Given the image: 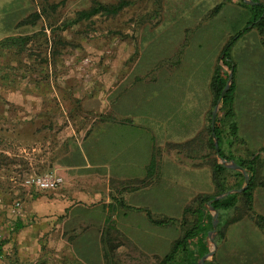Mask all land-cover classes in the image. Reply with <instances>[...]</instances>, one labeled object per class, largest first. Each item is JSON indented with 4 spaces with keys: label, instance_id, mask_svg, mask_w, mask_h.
I'll list each match as a JSON object with an SVG mask.
<instances>
[{
    "label": "rangeland",
    "instance_id": "1",
    "mask_svg": "<svg viewBox=\"0 0 264 264\" xmlns=\"http://www.w3.org/2000/svg\"><path fill=\"white\" fill-rule=\"evenodd\" d=\"M41 1L0 0V39L29 36L17 55L0 51V241L5 239L0 264H105L101 235L114 245L109 264H157L179 235L178 223L156 226L144 210L118 206L119 200L136 206L139 202L129 194L137 197L138 186L148 182L154 187L155 180H120L99 168L82 169L79 155L84 153L91 162L114 151L109 126L115 123L137 124L149 134L153 130L157 155H182L165 145L179 143L172 141L181 137L186 125L196 133L207 124V112L214 106L209 74L220 63V47L244 25V9L232 0L234 8L216 18L207 14L206 19H179L173 10L181 0H126L113 15L73 22L76 12L93 2L119 0H46L57 3L50 17L20 24L39 11ZM246 153L242 146L235 150L241 156ZM201 154L215 157L207 148ZM62 157L74 166L69 175H61L64 182L69 176L79 177L71 180L69 189H89L99 200L83 204L79 212L47 215L41 210L58 190L37 191L23 181L54 170L55 159ZM194 159L197 166L209 169L204 159ZM258 174L264 177V161ZM257 190L252 211L264 216V187ZM212 192L213 186L208 193ZM106 197L116 203L115 210H100ZM138 207L156 219L178 221L181 215L152 205ZM123 210L134 214L121 218ZM96 218L103 223L95 226L91 220ZM242 218L244 228L250 219L253 233L245 232L239 240L241 264L249 262L251 252L256 253L251 263L264 264V235L253 214ZM15 220L22 223L17 231L12 230Z\"/></svg>",
    "mask_w": 264,
    "mask_h": 264
},
{
    "label": "crops",
    "instance_id": "2",
    "mask_svg": "<svg viewBox=\"0 0 264 264\" xmlns=\"http://www.w3.org/2000/svg\"><path fill=\"white\" fill-rule=\"evenodd\" d=\"M181 1V5L175 9L177 11L173 10L174 14L176 12L180 14L179 19H206L213 6L221 0H193V3L190 4L188 2L185 3L184 0ZM172 3L175 4V1ZM232 8H234L233 1L226 0L213 17L216 18V16L222 13L226 14ZM230 17L228 16L227 18ZM245 17H247L246 14ZM230 58L234 65L232 76L234 84L232 108L237 126V134L248 148V151L258 150L260 147H264V50L259 46L253 30H248L233 43L230 48ZM131 124L115 123L113 127L110 125L109 135L111 137L112 134L111 138L116 144L115 150H108V154L104 153L98 161L94 159L91 162L88 161L84 153H81L79 160L82 162V169L99 168L100 170H104V172L106 171L111 177L120 180H155L154 187L149 186L148 182L141 184L143 186H138V191H136L137 197H135L136 193L129 194V198L136 199L139 202L134 207H149V205H152L155 206V209L160 208L162 211L180 212L185 203L195 195L206 194L211 190L212 183L209 169L197 166L198 160L189 158L183 154H176V151L168 155L160 152L157 155L156 147L159 143L156 144L151 140V133L154 134V131H150L149 134L140 125L136 124L132 126ZM183 128L179 132L181 133V137L172 142L188 140L196 131L194 127L188 125ZM152 157L155 160L154 165L151 164ZM64 161L63 157L61 159L56 158L53 164V171L59 175H69L70 171L68 170H73L74 166L72 163V165L65 164ZM74 178L76 176L73 175L66 179L64 178L65 182L63 180V185L61 184L55 189L50 190L58 191L51 198H47V208L42 209V212L47 215L74 212V210L79 212L80 206H84L83 204L88 205V202L99 200L97 197L99 195L90 192L89 189L85 191L84 189H69V184ZM170 189L172 190L171 192L169 191ZM164 191L169 193L166 199L163 197ZM258 194V190L253 192L252 206ZM152 196H154V199ZM74 200H77L79 203H74ZM104 204L100 205L101 211L110 210V207L113 210L117 208L116 203L107 200V197ZM128 211H121V218L125 219L126 217L133 216L134 211ZM106 220H109V218ZM91 221L97 222L95 226H99L104 220L96 218ZM244 224L245 221L242 218L228 222L222 227L221 239L215 243L213 248V256L217 264H241L242 254L239 253V240L245 232L253 233L250 219L248 220L247 227L244 228ZM255 254L253 252L250 253L248 257L249 262L253 260ZM249 262L247 264H253Z\"/></svg>",
    "mask_w": 264,
    "mask_h": 264
},
{
    "label": "trees",
    "instance_id": "3",
    "mask_svg": "<svg viewBox=\"0 0 264 264\" xmlns=\"http://www.w3.org/2000/svg\"><path fill=\"white\" fill-rule=\"evenodd\" d=\"M62 1L64 0H59V2ZM153 1L158 2L159 0ZM225 1L221 0L214 5L209 15H214L223 6ZM250 1L254 3L247 4L243 0H238V4L244 9L247 15L245 23L240 29L229 35L218 55L220 63L215 64L212 69L208 82V91L211 96L212 106L216 104L220 91L226 82L227 70H231L233 76L234 65L230 58V48L233 43L248 30H253L258 36L261 46L264 48V2L261 0ZM126 4V0H119L112 4L93 2L88 8L77 11L73 22L86 20L97 14L113 15ZM56 7L57 3H48L46 0H42L39 11L29 15V18L32 16V19L25 18L20 21V24L32 23L40 16L48 18L55 12ZM28 39L29 36L27 35L3 37L0 39V51L4 50L10 56H15L24 49ZM222 66L226 68V71L222 70ZM233 89L234 84L231 81L218 102L219 105L212 131L209 126V111L206 115L207 124L202 126L190 139L179 143H167L165 145L189 158L204 159L210 171V180L213 186L212 193L197 194L190 199L182 208L178 221L173 217L167 216L156 219L152 217L147 209L129 206L121 200L118 201L119 206L123 208L144 210L147 220L156 226L178 223L179 235L171 241L168 250L159 258L157 264H198V261L207 254L206 243L213 224L211 213H215L217 219L216 232L213 237L215 243L221 239V230L225 224L238 220L245 214L249 216L253 214L254 224L264 235V216L254 214L252 211L253 192L256 188L264 187V177L258 174L260 165L264 161V147H260L257 153L248 151V148L238 136L232 108ZM212 134L217 143L219 156L241 167L248 177V181L242 190L226 194L217 200H212V198L223 191L240 188L243 185V176L239 171L219 163L214 156H208L205 159V155L201 154L203 148H207L212 155H215ZM235 146H242L247 151L246 155L240 156L235 154ZM151 164L154 165V159H152ZM230 177L233 179L231 182L228 181ZM207 202H209L210 211L206 207ZM21 227L22 223L20 220H15L12 230L17 231ZM109 240L107 235H101L100 237L102 257L105 264H109L114 246L110 244ZM4 242L5 239L0 241V252ZM213 259L214 256L212 260H204L203 264H214Z\"/></svg>",
    "mask_w": 264,
    "mask_h": 264
},
{
    "label": "water",
    "instance_id": "4",
    "mask_svg": "<svg viewBox=\"0 0 264 264\" xmlns=\"http://www.w3.org/2000/svg\"><path fill=\"white\" fill-rule=\"evenodd\" d=\"M243 2L244 3H247V4L254 3V2H251L250 0H243ZM231 81H232V73H231V70H227L226 82H225L224 86L222 87V89L220 91L219 97L216 100V104L213 106V108H212V110L210 112L209 126H210V130L211 131L213 129L214 119H215V115H216L217 108H218L217 104H218L220 98L222 97V95L224 94L225 90L227 89L228 85L231 83ZM212 139H213V148H214V152H215V157H216L217 161L219 163L225 165L228 168H231V169H234V170L239 171L242 174V176H243V185L240 188L223 191L222 193H220L218 195H215L212 198V200H217V199L223 197L226 194H229V193H232V192H239L240 190H242L244 188L245 184L248 181V177H247V174L244 172V170L241 167H239L238 165H236L232 161H227V160H225V159H223V158H221L219 156L217 143H216V140H215L213 134H212ZM206 207L210 211L209 202L206 203ZM211 218H212L213 224H212L211 233H210L209 238H208L207 243H206V246H207V254L204 255L198 261V264H203V261L204 260H210L211 257H212V254H213L212 246L214 248V245H215V242L213 240V237H214V234L216 232V225H217V219H216L215 213H211Z\"/></svg>",
    "mask_w": 264,
    "mask_h": 264
},
{
    "label": "built area",
    "instance_id": "5",
    "mask_svg": "<svg viewBox=\"0 0 264 264\" xmlns=\"http://www.w3.org/2000/svg\"><path fill=\"white\" fill-rule=\"evenodd\" d=\"M24 185L37 191H50L63 183V177L53 170L32 174L24 179Z\"/></svg>",
    "mask_w": 264,
    "mask_h": 264
}]
</instances>
